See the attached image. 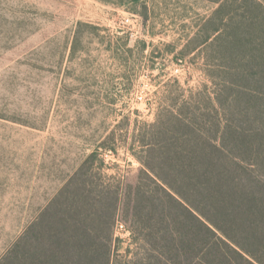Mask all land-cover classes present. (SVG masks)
Returning a JSON list of instances; mask_svg holds the SVG:
<instances>
[{
    "label": "rangeland",
    "instance_id": "374dc122",
    "mask_svg": "<svg viewBox=\"0 0 264 264\" xmlns=\"http://www.w3.org/2000/svg\"><path fill=\"white\" fill-rule=\"evenodd\" d=\"M214 9L203 0H0V264H104L88 254L92 240L85 256L74 243L64 250L58 219L76 212L85 174L101 188L136 182L130 137L170 102V80L207 84L200 59L175 55L199 47L193 33ZM96 149L105 164L94 160L80 175ZM122 219L114 227L120 254L134 248ZM38 221L39 240L14 251Z\"/></svg>",
    "mask_w": 264,
    "mask_h": 264
},
{
    "label": "trees",
    "instance_id": "16d2710c",
    "mask_svg": "<svg viewBox=\"0 0 264 264\" xmlns=\"http://www.w3.org/2000/svg\"><path fill=\"white\" fill-rule=\"evenodd\" d=\"M203 1L215 9L193 33L201 43L175 58L200 59L207 84L186 89L170 80V102L130 137L129 150L141 164L134 184L101 188L83 175L71 204L76 212L58 219L68 234L64 250L74 243L85 256L92 240L88 254L104 264H264V3ZM113 139L114 133L102 148ZM99 157L96 149L80 175L94 160L104 165ZM119 215L134 246L124 254L114 234ZM39 223L14 251L39 240ZM87 223L93 226L78 228Z\"/></svg>",
    "mask_w": 264,
    "mask_h": 264
},
{
    "label": "built area",
    "instance_id": "2783aa9c",
    "mask_svg": "<svg viewBox=\"0 0 264 264\" xmlns=\"http://www.w3.org/2000/svg\"><path fill=\"white\" fill-rule=\"evenodd\" d=\"M125 22H126V23H129V22H130V20H129V19H126V20H125Z\"/></svg>",
    "mask_w": 264,
    "mask_h": 264
}]
</instances>
